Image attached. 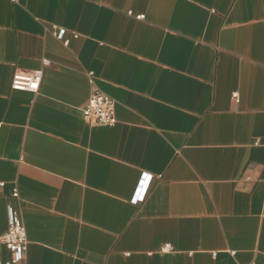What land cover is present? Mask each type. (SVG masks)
<instances>
[{
  "label": "crops",
  "instance_id": "obj_1",
  "mask_svg": "<svg viewBox=\"0 0 264 264\" xmlns=\"http://www.w3.org/2000/svg\"><path fill=\"white\" fill-rule=\"evenodd\" d=\"M9 207L24 264H264V0H0L1 264Z\"/></svg>",
  "mask_w": 264,
  "mask_h": 264
},
{
  "label": "built area",
  "instance_id": "obj_2",
  "mask_svg": "<svg viewBox=\"0 0 264 264\" xmlns=\"http://www.w3.org/2000/svg\"><path fill=\"white\" fill-rule=\"evenodd\" d=\"M64 33V31L58 33L57 37L59 40H63ZM44 63L47 66L51 65L48 61ZM41 83L42 76L40 75L16 73L13 76L12 88L17 91L37 93L40 90ZM83 115L85 120L91 125L114 126L117 123L116 103L109 96L100 91H95L91 95L87 106L83 109ZM14 196L17 197V193ZM8 216L9 229L1 238V242L12 253V259L7 264H24L25 256L28 252L27 230L21 222L18 212L13 207L8 208Z\"/></svg>",
  "mask_w": 264,
  "mask_h": 264
}]
</instances>
